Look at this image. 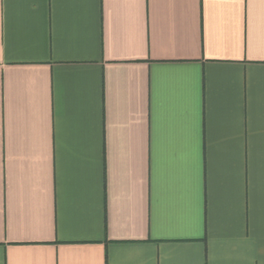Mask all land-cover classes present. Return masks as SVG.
Returning a JSON list of instances; mask_svg holds the SVG:
<instances>
[{
	"label": "crops",
	"instance_id": "0c3cea01",
	"mask_svg": "<svg viewBox=\"0 0 264 264\" xmlns=\"http://www.w3.org/2000/svg\"><path fill=\"white\" fill-rule=\"evenodd\" d=\"M0 264H264V0H0Z\"/></svg>",
	"mask_w": 264,
	"mask_h": 264
}]
</instances>
